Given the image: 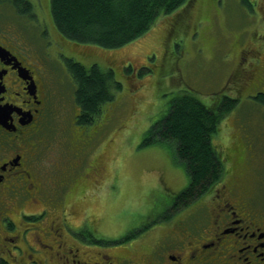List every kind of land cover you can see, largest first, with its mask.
Wrapping results in <instances>:
<instances>
[{"label": "rangeland", "instance_id": "1", "mask_svg": "<svg viewBox=\"0 0 264 264\" xmlns=\"http://www.w3.org/2000/svg\"><path fill=\"white\" fill-rule=\"evenodd\" d=\"M28 1L32 11L27 14L12 12L15 10L4 3L0 21L18 23L29 40L28 47L35 45L52 71V124L59 130L58 141H54L56 152L48 161L52 157L62 163L69 160L79 170L74 171L77 177L70 185L56 189L52 196L43 183H38L41 190L32 194H19L17 181L21 179L12 184L14 190H3L8 181L2 183L0 242L4 243L8 234L5 226H9L2 223L3 216L14 222V231L26 229V239L13 238L23 253L0 249L11 263L65 264L71 249L72 257L79 260L76 264H95L105 253H131V242H120L126 233L140 230L151 220L173 221L180 207L170 203L188 184V174L170 144L142 145L141 141L149 126L167 112L171 98L188 87L206 105L221 101L226 94L236 96L238 101L214 135L225 161L226 180L240 179L254 192L258 180L263 184L264 102L249 96L256 97L255 86L264 77V0H248L255 2L252 6L242 0H190L177 15L159 16L144 34L113 48L72 40L54 28L50 0ZM179 16L182 19L174 23ZM30 21L33 24L26 26ZM49 33L52 45L48 51L45 35ZM68 59L85 66L96 62L102 69L112 68L121 84L120 89H112L113 99L104 103L93 122L81 124L77 115L76 124H81L85 133L72 122L78 106L74 85L65 72ZM246 61L250 68L244 81L242 65ZM232 74L236 79L242 75L238 83L235 78L231 82ZM261 83L258 90L264 92V81ZM63 129L70 130L73 139L79 133L87 139L85 157L76 159L71 141L66 148L64 136L59 135ZM248 144L253 147L246 152ZM262 184V190L256 192L264 200ZM22 209L30 214L24 213L21 219ZM38 213L42 215L38 220L31 217ZM80 224L91 233L83 235L76 227ZM99 238L112 242L92 243ZM144 240L140 236L132 242L138 252L149 243Z\"/></svg>", "mask_w": 264, "mask_h": 264}, {"label": "flooded vegetation", "instance_id": "2", "mask_svg": "<svg viewBox=\"0 0 264 264\" xmlns=\"http://www.w3.org/2000/svg\"><path fill=\"white\" fill-rule=\"evenodd\" d=\"M0 7L3 4L0 3ZM30 24L33 22L26 26ZM36 25L41 33L40 25ZM19 26L16 22L1 24L0 21V186L8 181L3 190H14L16 187L12 184L21 179L17 181L19 194H32L40 191L38 183H43L52 196L56 189L71 184L72 171L79 168L75 170V164L69 160L62 163L52 157L48 161V157L56 152L54 141H58L56 131L59 130L52 124L55 115L54 78L40 57L41 52L35 45L28 47L29 40L20 32ZM49 37L50 33L45 35L48 51L52 45ZM247 61L242 65L243 73L250 68ZM263 81L264 77H260L254 94ZM76 119L75 112L72 122L85 133L76 125ZM69 132L63 129L59 133L64 136V145L67 148L71 141L76 159L85 157L89 142L80 133L73 139ZM257 184L254 192L240 179L221 182L189 205L180 207V213L173 221L162 218L145 224L139 235L130 240L135 242L143 236L146 238L144 242L149 241L140 252L131 243L128 245L131 253L112 256L105 253L95 264H264V200L258 194L262 190V180ZM262 186L264 188V180ZM3 190L0 187V192ZM24 213L30 214L20 210L21 219ZM3 219L5 222L2 223L9 226L4 225L8 234L3 237L4 243L0 242V249L23 252L13 238L26 239V229L14 231V222L7 216ZM10 230L13 233H9ZM70 251L65 264H76L79 260L73 258L74 253ZM1 255L6 258L0 252V258H3Z\"/></svg>", "mask_w": 264, "mask_h": 264}, {"label": "trees", "instance_id": "3", "mask_svg": "<svg viewBox=\"0 0 264 264\" xmlns=\"http://www.w3.org/2000/svg\"><path fill=\"white\" fill-rule=\"evenodd\" d=\"M242 1L251 6L255 3ZM0 3H5V7L11 6L15 10L11 11L17 14L32 11L28 0H0ZM186 3H190V0H50V14L54 28L72 40L113 48L144 34L159 16L171 13L177 15ZM175 19L174 23L181 20L182 16ZM240 58L243 56L240 55ZM65 72L74 85V103L78 106L76 113L81 124L93 122L102 112L104 103L113 99L112 89L121 88L113 69H102L96 62L85 66L77 60L68 59ZM230 76L233 77H230L231 82L235 78L234 82L238 83L242 75L238 79L233 74ZM249 97L264 102L262 91H258L256 97ZM237 101L236 96L226 94L221 101L206 105L198 98L196 91L188 87V90L171 98L167 112L146 130L141 144H170L176 159L182 162L188 174V184L173 196L174 200L170 203L172 207L189 205L213 186L225 182V161L216 146L214 135L219 131L224 116ZM81 124L79 127L83 129ZM251 147L253 145L248 144L245 151H250ZM76 177L73 175L72 181ZM31 217L38 220L42 215L32 214ZM76 227L82 234L91 233L81 224ZM141 230L126 233L120 242H130ZM92 241L97 244L112 242L102 238ZM0 264L13 263L0 258Z\"/></svg>", "mask_w": 264, "mask_h": 264}]
</instances>
